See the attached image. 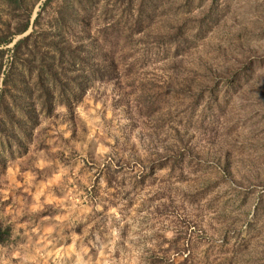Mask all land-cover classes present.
Returning <instances> with one entry per match:
<instances>
[{
	"label": "rangeland",
	"instance_id": "1",
	"mask_svg": "<svg viewBox=\"0 0 264 264\" xmlns=\"http://www.w3.org/2000/svg\"><path fill=\"white\" fill-rule=\"evenodd\" d=\"M46 2L0 0V264H264V0Z\"/></svg>",
	"mask_w": 264,
	"mask_h": 264
},
{
	"label": "trees",
	"instance_id": "2",
	"mask_svg": "<svg viewBox=\"0 0 264 264\" xmlns=\"http://www.w3.org/2000/svg\"><path fill=\"white\" fill-rule=\"evenodd\" d=\"M14 1L17 2L18 6H19V5H21V3H23L24 0H14ZM48 1H50V0H47V2ZM31 14H32V9H30V11H28V13H26V16L24 17V19L18 23V26L16 27V31L13 33V34L25 33L32 25H33V28H34V30L31 31L28 35H26L23 38L19 39L14 44V47H13V51H14L13 56H14V58H17V59L19 58V49H20V47L22 45H26L31 40V38L34 36V33L36 32V28L35 27H36V25L38 23V17L39 16H37V18L35 19L34 23L32 24L31 23ZM86 15H87V12L85 13V16ZM64 20L65 19H63L62 17H58L56 19L58 24H63L64 22H66ZM11 39L12 38H9L7 36L6 37H0V45H6V44L10 43L12 41ZM0 52H3V51H0ZM58 52H59L58 54H60V55L63 54L62 53L63 52L62 49H59ZM29 72H32V71L29 70ZM54 76H55V74L53 73L52 77H54ZM5 81H6V79H5ZM5 91L6 90H3V92L0 93V101L4 97ZM28 94H30L29 98L35 99V97H34L35 93L34 92L31 91V93H28ZM52 98H53V91L51 90V87L50 88L49 87H42L41 94L38 95V97H36L35 102L37 104H43L45 101L52 100ZM0 109L3 112L5 111V115H7V116L10 115L9 112H8V107H4V105H1ZM33 111H34V109L32 108V109H30V111H24V112L21 111V112L27 119H30L31 114L33 113ZM3 130H7V129L4 127Z\"/></svg>",
	"mask_w": 264,
	"mask_h": 264
}]
</instances>
